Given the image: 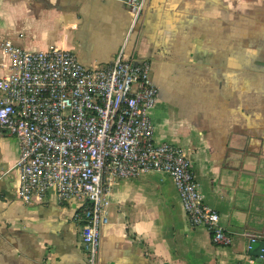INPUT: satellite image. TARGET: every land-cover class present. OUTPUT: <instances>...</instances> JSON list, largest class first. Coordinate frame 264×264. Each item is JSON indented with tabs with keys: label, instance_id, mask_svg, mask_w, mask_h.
Returning <instances> with one entry per match:
<instances>
[{
	"label": "crops",
	"instance_id": "1",
	"mask_svg": "<svg viewBox=\"0 0 264 264\" xmlns=\"http://www.w3.org/2000/svg\"><path fill=\"white\" fill-rule=\"evenodd\" d=\"M130 22L125 0H0V78L6 41L106 68ZM128 53L159 88L156 141L187 153L233 244L193 227L172 178L151 172L110 190L97 264H264V0H149ZM19 157L0 130V264H87L79 202L21 203ZM246 234L262 238L254 252Z\"/></svg>",
	"mask_w": 264,
	"mask_h": 264
},
{
	"label": "built area",
	"instance_id": "2",
	"mask_svg": "<svg viewBox=\"0 0 264 264\" xmlns=\"http://www.w3.org/2000/svg\"><path fill=\"white\" fill-rule=\"evenodd\" d=\"M149 0H125L131 14L126 38L112 64L86 67L68 50H25L3 44L10 74L0 78V130L19 144L18 199L43 205L79 202L87 264H97L102 229L109 223V192L121 180L169 175L193 227H204L216 246L233 236L205 203L187 153L155 139L151 114L159 98L148 61L135 62L128 46ZM248 251L262 239L246 234ZM264 260V247L261 248Z\"/></svg>",
	"mask_w": 264,
	"mask_h": 264
}]
</instances>
